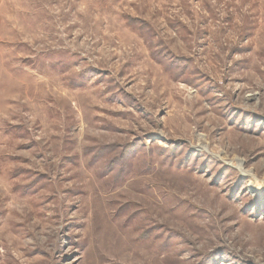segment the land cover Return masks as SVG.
I'll return each instance as SVG.
<instances>
[{"label":"rangeland","instance_id":"374dc122","mask_svg":"<svg viewBox=\"0 0 264 264\" xmlns=\"http://www.w3.org/2000/svg\"><path fill=\"white\" fill-rule=\"evenodd\" d=\"M0 264H264V0H0Z\"/></svg>","mask_w":264,"mask_h":264},{"label":"bare ground","instance_id":"6f19581e","mask_svg":"<svg viewBox=\"0 0 264 264\" xmlns=\"http://www.w3.org/2000/svg\"><path fill=\"white\" fill-rule=\"evenodd\" d=\"M158 43V42H157ZM240 169V168H239ZM242 171V170H241ZM248 188L250 190H253V191H259L262 189V184H260L259 182L255 181V180H251L249 183H248Z\"/></svg>","mask_w":264,"mask_h":264}]
</instances>
